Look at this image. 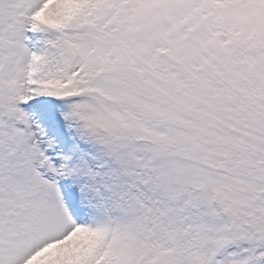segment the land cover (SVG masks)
Instances as JSON below:
<instances>
[{"label": "snow or ice", "instance_id": "snow-or-ice-1", "mask_svg": "<svg viewBox=\"0 0 264 264\" xmlns=\"http://www.w3.org/2000/svg\"><path fill=\"white\" fill-rule=\"evenodd\" d=\"M0 264H264V0H0Z\"/></svg>", "mask_w": 264, "mask_h": 264}]
</instances>
